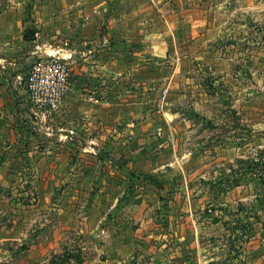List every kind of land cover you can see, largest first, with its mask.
I'll list each match as a JSON object with an SVG mask.
<instances>
[{
  "label": "crops",
  "instance_id": "1",
  "mask_svg": "<svg viewBox=\"0 0 264 264\" xmlns=\"http://www.w3.org/2000/svg\"><path fill=\"white\" fill-rule=\"evenodd\" d=\"M32 6L0 15V180H31L29 191L49 197L46 208L60 214L55 222L37 221L50 229L39 244H59L53 227H83L84 239L99 248L82 264L261 262L258 234L236 251L214 233L220 222L202 217L204 203L162 207L165 188L153 181L166 186L176 174L179 113L172 104L185 72L179 52L210 19L207 9L196 0H34ZM26 26L40 38L24 39ZM62 42L68 43L62 53L71 54L73 87L59 111L34 117L21 78L38 48ZM52 197H61V205ZM161 208L168 214L160 220ZM41 253L21 264H42ZM52 258L43 264H56Z\"/></svg>",
  "mask_w": 264,
  "mask_h": 264
},
{
  "label": "rangeland",
  "instance_id": "2",
  "mask_svg": "<svg viewBox=\"0 0 264 264\" xmlns=\"http://www.w3.org/2000/svg\"><path fill=\"white\" fill-rule=\"evenodd\" d=\"M196 1L207 9L210 19L194 29L189 35L194 40L186 41L179 52L185 72H180L178 80L180 97L173 96L172 104L179 113L175 122L180 141L172 167L176 174L166 186L163 180L153 181L157 188H165L162 207L193 200L204 203L202 217L218 220L221 226L214 233L221 243L229 238L236 251L246 250L242 243L258 234L261 262L258 257L255 262L264 264V0ZM33 3L0 0V15L3 11L16 14L19 9L25 13L29 9L24 7L31 4L32 8ZM174 59L175 69L176 55ZM10 182L0 180V264H21L41 249L43 263L54 256L56 264H82L98 253L99 245L84 239L83 227H53L59 244H39L50 229L36 227L37 221L55 222L60 214L46 208L49 197L44 200L29 191L34 187L31 180ZM185 188L190 195L178 196ZM80 199L86 202L85 197ZM51 200L61 205V197ZM162 210L156 213L157 219L168 214ZM113 217L118 219V214L114 212ZM26 234L33 237L25 241Z\"/></svg>",
  "mask_w": 264,
  "mask_h": 264
},
{
  "label": "built area",
  "instance_id": "3",
  "mask_svg": "<svg viewBox=\"0 0 264 264\" xmlns=\"http://www.w3.org/2000/svg\"><path fill=\"white\" fill-rule=\"evenodd\" d=\"M40 36L35 30L33 39ZM67 46V42H62L60 48L46 51L38 48L40 54L21 78L34 117L46 118L59 111L65 95L73 87L71 54L61 51ZM88 99L99 102L93 95H88Z\"/></svg>",
  "mask_w": 264,
  "mask_h": 264
},
{
  "label": "trees",
  "instance_id": "4",
  "mask_svg": "<svg viewBox=\"0 0 264 264\" xmlns=\"http://www.w3.org/2000/svg\"><path fill=\"white\" fill-rule=\"evenodd\" d=\"M33 33H34V29L31 28L30 26H27L24 30V39L26 40H32L33 39Z\"/></svg>",
  "mask_w": 264,
  "mask_h": 264
}]
</instances>
